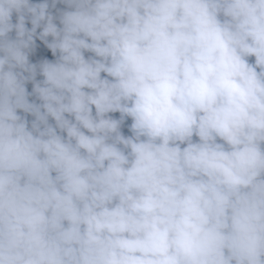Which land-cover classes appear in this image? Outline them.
Listing matches in <instances>:
<instances>
[{"label":"clouds","instance_id":"1","mask_svg":"<svg viewBox=\"0 0 264 264\" xmlns=\"http://www.w3.org/2000/svg\"><path fill=\"white\" fill-rule=\"evenodd\" d=\"M0 264H264V0H0Z\"/></svg>","mask_w":264,"mask_h":264},{"label":"trees","instance_id":"2","mask_svg":"<svg viewBox=\"0 0 264 264\" xmlns=\"http://www.w3.org/2000/svg\"><path fill=\"white\" fill-rule=\"evenodd\" d=\"M49 58H51V57H50V54H49Z\"/></svg>","mask_w":264,"mask_h":264}]
</instances>
